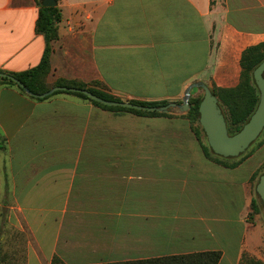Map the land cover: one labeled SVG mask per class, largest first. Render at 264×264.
<instances>
[{"label": "crops", "instance_id": "1", "mask_svg": "<svg viewBox=\"0 0 264 264\" xmlns=\"http://www.w3.org/2000/svg\"><path fill=\"white\" fill-rule=\"evenodd\" d=\"M57 4L48 83L78 81L121 100L180 103L194 81L234 88L243 51L264 41V0ZM38 13L36 0H0L3 72L40 63ZM184 113L108 110L64 92L35 99L1 84L0 223L26 233V264L206 250L222 252L218 264H240L264 155L244 177L222 179L254 154L234 168L214 161Z\"/></svg>", "mask_w": 264, "mask_h": 264}, {"label": "trees", "instance_id": "2", "mask_svg": "<svg viewBox=\"0 0 264 264\" xmlns=\"http://www.w3.org/2000/svg\"><path fill=\"white\" fill-rule=\"evenodd\" d=\"M36 1L39 5V13L36 22V31L40 34H43L46 39V47L42 59L37 66L30 68L28 70L21 72H7V73L15 75L25 84L27 88H29L32 92L37 94L44 93L53 86L64 85V86H72V87L88 89L105 99L121 100L119 97H116L103 89L93 86H88L87 84L78 81H67L60 79L53 84L48 83L47 75L51 70V66H50V53L52 50L51 42L58 37L57 23L61 20L62 13L60 8L58 7V4H56L55 6H44L42 5V0H36ZM263 61H264V41L256 45L249 46L243 51L241 57V67H242L241 79H240V83L236 87L213 90V93L218 97L219 103L224 111V114L227 117L228 128L231 134L241 129V127L244 125V123L248 121V119L250 118V116L255 111L258 105L259 91L256 85L254 84L253 74L256 67L260 65ZM2 71L3 70L0 69V72ZM1 84L16 86L22 92L30 95L35 99H44V98L35 97L27 93L24 88L20 87L10 79L0 77V85ZM99 84L100 83L97 82L95 85H99ZM194 90L195 89H193V91ZM61 92L89 100L93 104L108 110H124L145 116H167V117L174 116V114L170 110L168 112H157V111H142L133 108H125L118 106H108L98 101H95L79 92L56 91L54 92V94ZM49 96L45 98H48ZM202 96H194L190 98L191 108L186 113L183 114L190 121H193L194 119H199L198 110ZM131 101L145 105H165L169 103L166 100L164 101L131 100ZM193 130L197 135L196 129ZM262 135H264V130L260 136ZM203 149L208 157L215 156L217 160L214 161L226 167H232V168L236 167L240 162L242 163V161L244 160L242 158L239 161H235L236 157H231V158L222 157L220 155L215 154L210 147L209 149H206L203 146ZM246 151L244 153H241L239 156L244 155ZM239 156H237V158ZM227 160H233V162L227 163ZM258 181L259 179L257 180V183ZM260 204L264 207V203L260 198L259 194L257 193V199L254 200L252 204L253 211L255 212L259 211L261 207ZM221 257H222V252L220 250H206V251H198V252H190V253H182V254L157 256L146 259L118 261V262H111L104 264H218ZM51 264H66V263L59 256L55 255L51 261ZM240 264H264V260L258 258L256 255L247 252H242Z\"/></svg>", "mask_w": 264, "mask_h": 264}, {"label": "water", "instance_id": "3", "mask_svg": "<svg viewBox=\"0 0 264 264\" xmlns=\"http://www.w3.org/2000/svg\"><path fill=\"white\" fill-rule=\"evenodd\" d=\"M56 4L57 0H42V5L44 6H55ZM0 77L12 80L17 85L24 88L27 93L38 98H45L56 91H72L82 93L108 106L157 112H168L171 108H178L183 112H187L191 108L190 97L192 90H202L203 96L198 110L199 121L207 137L210 148L215 154L222 157H237L241 153H244L250 145L258 139L264 130V61L256 67L253 74L254 84L259 91L258 105L248 121L244 123L239 131L233 134L229 131L227 117L219 103L218 97L213 93V90L202 81H194L185 89L182 103L172 101L165 105H145L127 100H109L98 96L88 89L64 85H56L44 93L37 94L27 88L15 75L2 71L0 72ZM256 191L264 203V172L260 175L256 185Z\"/></svg>", "mask_w": 264, "mask_h": 264}, {"label": "rangeland", "instance_id": "4", "mask_svg": "<svg viewBox=\"0 0 264 264\" xmlns=\"http://www.w3.org/2000/svg\"><path fill=\"white\" fill-rule=\"evenodd\" d=\"M202 95H203L202 90L199 89H195L194 91L192 90L191 97L202 96ZM182 102L183 99H181L180 103ZM170 111L174 115H180L181 113H184L178 108H171ZM191 123H192V129H196L197 137L200 140L202 146H204L206 149H209L210 146L208 144V140L203 131V128L199 122V119H194L193 121H191ZM253 154L254 156L250 160H247L245 163H243V165L240 166L239 170H237L233 174L234 177L231 175L232 173L229 172V174L223 177L222 179L231 180L232 178H241L244 177L249 172L252 163L256 161L258 158H260L261 154L264 155V135L258 137V139L252 145H250L246 153L242 156H239L238 158L236 157L235 161H239L242 158L246 159L252 156ZM209 158L213 160H217L215 156H210ZM232 162L233 160H227V163H232ZM240 164L241 162L237 166H239ZM263 172H264V162L256 172L255 177L253 178V181H255L256 184H257V180L260 178L259 175ZM220 179L221 178H219V180ZM252 192L253 194L255 192V196L257 199L256 185L255 187L254 185H252ZM254 200L255 199H252V202L250 204V211L248 213L249 226L247 227L246 232L244 234V238L242 239L243 240L242 248H243V252L256 255L258 258L264 260V207L260 204L261 205L260 209L263 215L260 214L259 211L257 212L253 211L252 204ZM27 239H28L27 235L24 231L12 226L8 222L7 223L1 222L0 223V264H26Z\"/></svg>", "mask_w": 264, "mask_h": 264}]
</instances>
